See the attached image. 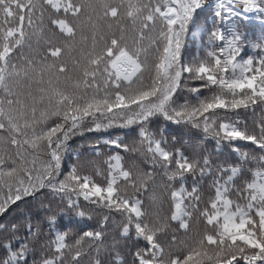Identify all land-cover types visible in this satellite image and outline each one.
I'll list each match as a JSON object with an SVG mask.
<instances>
[{
  "label": "snow or ice",
  "instance_id": "6c2138e0",
  "mask_svg": "<svg viewBox=\"0 0 264 264\" xmlns=\"http://www.w3.org/2000/svg\"><path fill=\"white\" fill-rule=\"evenodd\" d=\"M0 264H264V0H0Z\"/></svg>",
  "mask_w": 264,
  "mask_h": 264
}]
</instances>
